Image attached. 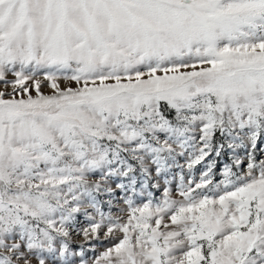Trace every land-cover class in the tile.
<instances>
[{
  "label": "snow or ice",
  "instance_id": "obj_1",
  "mask_svg": "<svg viewBox=\"0 0 264 264\" xmlns=\"http://www.w3.org/2000/svg\"><path fill=\"white\" fill-rule=\"evenodd\" d=\"M0 264H264V0H0Z\"/></svg>",
  "mask_w": 264,
  "mask_h": 264
},
{
  "label": "rangeland",
  "instance_id": "obj_2",
  "mask_svg": "<svg viewBox=\"0 0 264 264\" xmlns=\"http://www.w3.org/2000/svg\"><path fill=\"white\" fill-rule=\"evenodd\" d=\"M44 91L47 93L49 90L47 88H45Z\"/></svg>",
  "mask_w": 264,
  "mask_h": 264
}]
</instances>
